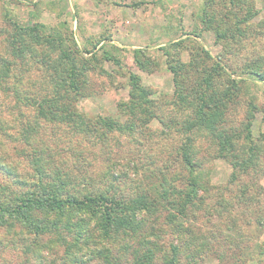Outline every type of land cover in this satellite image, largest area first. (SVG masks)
Here are the masks:
<instances>
[{"label": "trees", "instance_id": "16d2710c", "mask_svg": "<svg viewBox=\"0 0 264 264\" xmlns=\"http://www.w3.org/2000/svg\"><path fill=\"white\" fill-rule=\"evenodd\" d=\"M200 1L191 31L181 30L158 48L172 75L170 99L157 103L150 97L152 90L128 73V100L118 103L116 115L92 119L79 112L77 101L92 93L90 75L100 64H119L107 49L112 43L108 37L89 40L87 48L63 27L23 25L5 14L0 32V93L14 105L11 120L0 118V133L17 128L16 138L11 139L22 144L11 151L26 159L31 172L21 175L0 155V171L9 179L0 182V244L6 242L1 235L15 237L11 247L20 250L19 264H207L211 255L221 256L232 245L231 256L255 247L264 249V242L242 235L233 216L244 202L257 203L249 197L253 184H240L234 200L226 186L211 184L210 168H205L213 160L230 166L227 188L240 176L261 172L264 145L251 130L258 107L247 102L245 118L236 122L234 115L242 104L246 81L264 83V52L250 54L237 68L229 57L264 33V21L254 22L261 12L253 0ZM206 34L220 47L218 55L203 47ZM146 51L133 49L134 62L142 71L153 64ZM183 51L187 61L181 59ZM30 66L43 69L46 88L21 89L23 69L27 72ZM22 104L31 113L17 110ZM154 120L161 125L158 140L149 128ZM48 128L88 135L109 151L112 143H120L116 138L139 134L141 139L131 142L143 147L150 143L162 158L166 153L168 157L162 168L146 170L148 186L145 183L135 195L123 196L116 187L102 189L82 175L78 154L70 156V168L65 160L60 162L64 169L56 166L41 139L42 130ZM173 134L180 137L178 144L170 141ZM111 170L109 176L118 181L121 176ZM216 216L225 229L200 233L196 223ZM252 224L264 227V215L247 223ZM234 230L240 237L232 236Z\"/></svg>", "mask_w": 264, "mask_h": 264}, {"label": "rangeland", "instance_id": "374dc122", "mask_svg": "<svg viewBox=\"0 0 264 264\" xmlns=\"http://www.w3.org/2000/svg\"><path fill=\"white\" fill-rule=\"evenodd\" d=\"M253 1L256 8L261 12L254 22L264 21V0ZM200 2V0H0V32L5 25L4 16L8 13L23 25L30 26L36 23L57 29L63 27L72 31L78 43L87 48L91 46L88 43L89 40L107 36L112 42H108L107 49L111 51V55L119 61V64L108 61L100 64L99 70L90 75L92 93L79 98L77 107L81 114L90 119L97 116H114L117 113L118 103L128 100L130 89L127 81L128 73L137 75L141 85L152 90L150 97L157 103L170 99L174 90L172 75L167 69L165 57L158 48L179 36L181 30L191 31L196 23L194 14H196ZM255 28L258 29L257 25ZM254 37L246 42L247 49L234 50L235 54L229 57V62L234 68H237L242 60L250 54L264 52V33L257 39ZM1 39H3L2 35H0ZM202 44L213 56L218 55L221 50L213 43L210 34L204 35ZM135 48H142L150 52L146 51L147 58L153 64L148 66L146 71H142L134 62L133 49ZM180 56L183 61H187L186 51L181 52ZM154 67L155 69H153ZM23 71L25 73L22 74L21 89L36 92L33 90L38 89L40 91V88L47 87L43 69L41 70L37 66L31 67L27 72L24 69ZM243 86L245 87L244 98L234 115V120L239 122L245 118L247 102L257 106L259 111L256 113L251 130L252 135L259 138L258 143L264 145L263 139L261 140L264 137V83L247 80ZM13 105V100L0 93V118L11 120L12 117L9 112ZM17 110L25 114L31 113V110L24 104ZM149 128L154 133V139L158 140L156 133L157 130L161 129V125L154 120ZM16 131L17 128L12 127L8 129L6 135L0 133L2 143L0 155L5 156L11 167H15V170L22 175L30 173L31 169L25 163L26 159L22 160L14 151H11V148H19L18 146L22 144L13 142L11 139L16 138ZM172 136L174 137H171L170 141L174 145L178 144L180 137L174 134ZM41 139L44 140V144L49 146L50 159L55 162L56 166L64 169L60 162L65 160L70 168L71 165L68 162L69 159L71 160L70 156L78 154V161H81L78 163L82 165L79 172L84 171L81 173L82 175H88L102 189L107 186L116 187L123 196H133L139 187H145L147 181L145 176L148 173L146 170L159 169L168 157L166 153L164 155L166 157L162 158L158 147L150 146V143L147 146L144 144L143 147L131 142V140L141 139L139 134L132 138L124 136L116 138L120 140V143H112L110 151L106 146L91 141L93 138H89L88 135L74 136L65 129H59L55 132L50 131V128L43 129ZM10 153L13 156L9 159L7 155ZM149 156H153V162L148 159ZM206 166L210 168L211 184L219 188L226 186L225 190H228L229 195L234 200L240 184L247 183L249 186L250 182L251 185L253 184L249 187V197L256 198L257 203L249 206V203L244 202L245 205H240L234 209L233 216L237 218V225L242 227L241 231L244 237L252 239L258 244L264 242V227L256 228L254 224L247 225V223L254 222L259 218V214L264 215V159L261 163V172L250 176H240L239 180L232 182L228 188L230 166L218 160H213L207 163L205 168ZM110 170L114 171L115 176L118 175L121 178L118 181L114 180L115 177L112 179L108 173ZM6 181L9 182L8 177H5L0 171V182ZM208 202L212 203L213 200H208ZM200 213L202 215L203 211ZM219 219H226V217ZM208 222H211L210 225ZM196 224H198L200 233L211 228V232L216 234L225 229L222 220H218L217 216L210 221H205L202 217ZM232 232L234 237L241 235L237 230ZM1 236V239L6 240V242L5 245L0 244V264L21 263L23 260L20 256V250L11 247L15 237L5 235L6 237L3 238V235ZM232 246L234 247V245ZM233 247L226 249V253L221 256L215 252L210 256V261L207 264H264V249L259 251L255 247L252 250H243L242 255L231 256L235 251ZM214 248L217 246L215 245Z\"/></svg>", "mask_w": 264, "mask_h": 264}]
</instances>
